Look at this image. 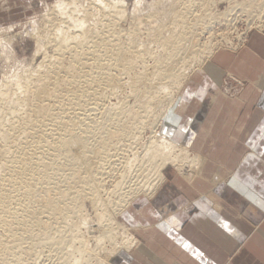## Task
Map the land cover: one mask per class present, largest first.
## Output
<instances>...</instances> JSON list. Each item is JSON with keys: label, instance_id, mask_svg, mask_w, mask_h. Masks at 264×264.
I'll list each match as a JSON object with an SVG mask.
<instances>
[{"label": "bare ground", "instance_id": "6f19581e", "mask_svg": "<svg viewBox=\"0 0 264 264\" xmlns=\"http://www.w3.org/2000/svg\"><path fill=\"white\" fill-rule=\"evenodd\" d=\"M169 1L167 12L148 16V28L121 0L47 7L43 32L32 34L41 62L0 85V264H115L138 245L121 215L152 200L173 172L199 177L203 159L184 144L195 116L175 136L164 119L181 115L188 96L198 100L192 84L210 87L204 68L216 53H237L249 34L264 35V0ZM218 24L227 30L220 37ZM126 90L134 105L119 113L111 105L104 121L105 100ZM56 170L65 174L55 178Z\"/></svg>", "mask_w": 264, "mask_h": 264}, {"label": "crops", "instance_id": "0c3cea01", "mask_svg": "<svg viewBox=\"0 0 264 264\" xmlns=\"http://www.w3.org/2000/svg\"><path fill=\"white\" fill-rule=\"evenodd\" d=\"M222 53L234 55L228 56ZM224 59H227L225 71L228 73L230 84L239 88L238 95L233 97L224 98L220 85L209 77V72L214 73V66H220ZM204 70L210 79L209 88L215 95L213 94L210 102L207 101L209 95L202 101V107L195 115L189 130L193 128L194 122H201L204 116L206 122L210 110L212 111L209 116L215 113L212 123L214 119L225 121V128H220L221 133L216 136H226L227 164L225 169L221 168L220 175H216L210 182L212 186L210 195L205 200L202 196L194 199V204L208 213L205 215L210 217L211 229L204 231L197 223L193 239L199 245L206 242L205 246L211 248V255L215 254L220 264H264V35L257 32L249 34L246 44L237 53L219 51L206 63ZM208 103L213 106L212 109H208ZM210 135V147L214 151L216 148L221 149L218 141L212 138L215 134ZM186 140L187 137L184 139L187 147ZM207 141L206 139L205 142ZM195 154L203 159L199 177L193 182H188L181 176L175 175L176 180L181 181L180 183L176 181L177 185H182L183 181L187 185L197 187L196 183L204 179L206 159L200 152ZM217 169H219L218 165ZM225 179V184H221L224 189L221 190L223 194L220 196L219 186L216 185ZM170 185L172 183L168 179L152 200H139L122 215V221L125 219L131 224L128 226L124 222L138 240V245L132 252L116 258L117 264H143V262L152 264L151 261L159 260L160 256L166 262V240L161 236L163 243L156 245L158 238L156 232L159 231L166 238L163 224L144 226L136 216L150 214L153 220L156 216L153 208L168 195ZM217 203H222L226 207L219 212L220 214L215 210ZM141 233L146 234L150 242L141 237ZM204 238H210L211 242ZM219 248H223V252ZM171 249L177 254L173 247Z\"/></svg>", "mask_w": 264, "mask_h": 264}, {"label": "rangeland", "instance_id": "374dc122", "mask_svg": "<svg viewBox=\"0 0 264 264\" xmlns=\"http://www.w3.org/2000/svg\"><path fill=\"white\" fill-rule=\"evenodd\" d=\"M55 1L56 0H0V85L7 79L8 81H12L13 78L18 77L19 75H25L31 69H35L41 62L42 56L36 54V42L33 39L32 34L43 32V26L41 25L43 16L46 14L47 7ZM116 1L118 2V0ZM158 1L160 0H121V2H124L126 4L127 12L130 17L133 16L134 11H136L135 16L143 21L142 27L144 28H148V16L157 13L163 14L169 10V4L171 3V1L162 0L161 3L156 5ZM226 6V4L220 5V10H224ZM245 15L242 14L241 16L243 20H246V17H244ZM129 21L131 20L128 19V21L123 23L124 29L126 30L130 28V25L128 24ZM153 21V26H157L161 23V19L159 16L157 18H154ZM237 28L239 31H241V33H243L244 31H246L247 25L240 22L238 23ZM214 31L219 37L227 33L226 27L222 26L221 24L216 25ZM228 34L230 35L229 37L234 40L237 36V31L233 29L231 31H228ZM13 37V42L7 41L8 38ZM206 37H208V35ZM48 53L50 55L53 54L52 50H49ZM222 54L228 56L234 55L227 53ZM224 58L227 57L224 56ZM226 64L227 59H224L220 66L214 64V73H212L211 71L209 72V77H211V80H214L218 85H220L223 91L224 98L227 96L233 97L238 95L237 90H239L236 85L230 84V81L228 80V73L225 71L227 68ZM205 82L206 84L204 85H207L209 80L207 79V81ZM197 86L192 84L191 87L187 89L189 90L190 95L193 92L196 93V97L198 98V100H196L195 98L189 99L188 96L185 99V101H187V108H185V111L181 115L173 113L174 115L171 114L167 118V120L166 118L164 119L165 123L171 126L169 128V134H173V132V136H175V133H179V135L182 134L180 133L178 128H182L188 119H191V117H194L198 113V110H200V108L202 107V105L200 104V96L203 93L204 95L202 96L204 98L202 100H205L209 95V98L207 100L208 102H210L211 97L215 95V93H213L214 95L212 94V89L210 90V88H208L207 86L198 88ZM128 96H130L129 90H126V92L124 91V94H121L118 97H111L110 99L105 100L103 104L105 110H103V112L106 113L103 120H108L110 113L115 112L114 110L110 109V111L108 109L111 105L116 106L118 105V103H122L119 109L113 106V108L117 109L116 113H119L124 109L126 110V107H132L134 105V99H127ZM212 107L213 106L208 103V109H212ZM211 111L212 110L207 113L209 119L206 122V118L204 116V119L201 122H194L195 124L193 125V128L187 131V133L185 134V137H187V147L190 149V151L192 153L200 152L206 159L205 168L203 170L204 179L199 180V182L196 183L197 187L187 185L183 181L182 185H177V180L174 175L175 173L173 172V175L169 177L172 185H170V187L168 188V195L164 196L165 198L161 199V201H159L157 205H155V208H153V211L156 212V216L154 218L152 216L153 220H151L150 214L136 216L137 220L139 219L140 223H142L144 226H153L158 223L163 224L162 228L164 229L163 232L166 234V238L162 233L160 234L159 231L156 232V236H158L156 245H160L161 243H163V241L161 240V236L164 240H166V262L159 255L163 261L161 262L159 258V260H155L154 262L151 261L152 264H220L214 252V255H211V248L205 246L206 242H203V245H199V243H196L193 239V233L195 225L197 223L202 227L204 231L205 229H211L210 217L208 215H205L208 213L205 210H201L200 207H197L194 204V199L202 196L203 200H205L206 197L210 195V192L212 190L210 182L213 181L212 179L216 175H220L221 168L225 169L227 164V154L225 152L226 136H216V134L218 135L219 133H221L220 128H225V121L222 122V119L216 121L214 119V123H212V118H215V113L213 112V114L209 116V113ZM211 133L215 134V137L212 138L218 141V145L221 146L219 148L221 149L216 148V150L214 151L213 148L210 147L209 141L211 140ZM149 137L150 132H147L145 134V139ZM206 139L208 140L207 142H205ZM137 148H139V151H141V146H138ZM217 165L219 166V169H217ZM63 174H65L63 171L59 172L56 170L54 172V177H60ZM106 180L109 181L110 179ZM177 182L180 183L181 181H179L178 179ZM225 182L226 179L223 180L219 185H216V187L219 186L218 194L220 196L223 194L221 190L224 189L223 185L221 184H225ZM61 189H64V187H61ZM54 193L55 192L52 191L51 194ZM85 209L86 214L90 217L91 220L89 224L91 227H93V229H95V212L93 211L90 202H86ZM55 217L59 218L60 216L56 215ZM52 220V224L56 223V219ZM120 222L123 224L126 223L128 226L131 225L125 219L122 221V215L120 217ZM190 228H192V231H190ZM205 233H208V235L211 234V232ZM140 236L150 242L149 237H147L146 234L141 233ZM204 239H208V241L211 242L210 238ZM171 247L176 250L177 254L172 251ZM219 249L222 252L224 250L223 248ZM215 250L217 249L215 248ZM114 262L115 264H117L116 259L114 260Z\"/></svg>", "mask_w": 264, "mask_h": 264}]
</instances>
